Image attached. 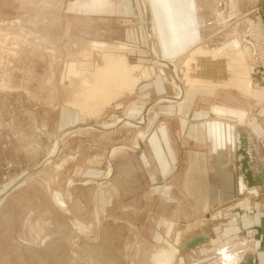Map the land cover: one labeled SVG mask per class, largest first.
I'll return each mask as SVG.
<instances>
[{"label": "rangeland", "instance_id": "obj_1", "mask_svg": "<svg viewBox=\"0 0 264 264\" xmlns=\"http://www.w3.org/2000/svg\"><path fill=\"white\" fill-rule=\"evenodd\" d=\"M197 1L0 0V264H154L163 247L173 249L169 264H215L183 259L181 244L203 231L217 237L221 223L229 230V214L234 223L264 214V184L222 196L238 125L224 120L227 147L207 158L176 148L184 114L215 108L214 88L234 87L240 104L245 92L256 97L247 117L261 125L252 31L264 25V0L248 11L242 48L181 57L179 46L195 40L178 45L175 28L193 23ZM113 55L123 67L95 83ZM182 176L192 200L162 195Z\"/></svg>", "mask_w": 264, "mask_h": 264}, {"label": "crops", "instance_id": "obj_2", "mask_svg": "<svg viewBox=\"0 0 264 264\" xmlns=\"http://www.w3.org/2000/svg\"><path fill=\"white\" fill-rule=\"evenodd\" d=\"M260 1L261 0H201L199 2L197 1L196 5H194L193 2V17H191L193 23L190 22L191 24H189L182 22L179 24V29L175 28V31L177 30V32L179 31L180 34H182L176 39L178 40V45L184 41L183 39L195 40L194 43H186L183 48H181V45L179 46L181 51L180 56L183 57V55L189 56L191 54H198V51L202 52L203 48L201 47L203 46L211 51L214 49L213 52L215 54H221L226 51L225 49L229 46H232V49L230 50L231 52H236L237 49L242 48L243 41L241 36L243 35L244 28L250 23L248 11L257 6L258 3H261ZM170 6L172 10L174 6L172 4H170ZM112 8L114 10V7ZM167 13L169 12L167 11ZM183 13L185 14V11ZM188 25L190 26L188 27ZM180 26H182V28ZM173 35L175 34L169 33L168 37L172 39ZM148 36L151 37L150 34H148ZM240 44L242 47H240ZM244 45L247 48L249 47L246 44ZM148 51L150 52V44L148 45ZM231 88L234 87L230 86L229 88L224 89H221V87L214 88L212 95H214L215 108L206 110V107H204V109H201L200 111L190 110L188 113L184 114L185 121L188 122L189 120L190 122L187 123L188 127L186 126L185 129L180 130V132L175 129L180 133L178 136L181 139V144L176 145V148H180V150L186 149V151L188 150L187 152H197L199 155L207 158L209 152L219 148L224 150L227 147L223 125L224 120L231 122L233 124L232 126L238 125L239 129L236 132V135L234 137L232 136L235 155V161L233 164L234 172L229 170L230 173L226 172V176L221 179L227 183V188L223 189L222 196L223 194L224 196L225 194L229 195L230 190H232L233 194L243 197L247 196V194L249 195V193L259 192L262 190L263 185L262 187H248L245 185L244 178L242 174H240L237 164L238 155H236V151L239 146L238 139L239 135L245 132V140L248 142L247 150L249 155H251L248 164H250V168L253 170V172L251 171V179L253 180L255 177L259 176V178H263L264 181V110L262 111L263 116L260 119L261 125H258L254 122L255 120L253 121L251 119V117H247L249 116V113L254 110L250 107L251 105H254L256 97L245 92V94L250 97L241 95V97L246 100L244 104H240L238 103V97L233 94ZM199 94L200 93H198V95ZM199 97L204 98V101H206L205 94H202ZM262 97L263 98L257 100L260 101L262 99L264 102V91ZM262 107L264 109V103L262 104ZM241 111L243 115L239 113ZM243 117L244 120L246 119L245 117H247L249 122L246 123V121H243ZM243 122L245 124L241 125ZM186 165L189 167L190 163ZM220 166H225V168H227L222 156H220ZM183 181L182 176L177 182H173L171 187L165 185L161 191L162 195H170L172 194L171 192L174 191V194L175 192H178L177 196H183L182 199L187 200L188 198L192 200L193 197L191 195H185L181 191L180 186L183 185ZM239 199H241L244 204L247 203L245 202L247 201L245 198ZM195 206L196 205L193 207ZM229 215L231 217L229 220V230L225 227L228 223H221L219 228H213V230L216 231L214 233L217 237H213L209 234L208 239L204 241L205 244L202 243L189 249L183 247L185 242L181 244L180 250L184 251L182 253L184 255L183 259L186 258L185 255L189 253L187 256L192 257L193 260H197L199 257H208L210 260L212 257V259H214L213 263L215 264H264V229H262L264 226V214L256 211L253 212V214L251 213L241 216L236 223H234L235 220L233 218L237 215H233V218L231 214ZM232 224H234V226ZM218 229L221 232L225 231V234L230 233L231 236L234 233V236L230 241L227 240V236L221 238ZM179 261L180 259L178 262Z\"/></svg>", "mask_w": 264, "mask_h": 264}, {"label": "bare ground", "instance_id": "obj_3", "mask_svg": "<svg viewBox=\"0 0 264 264\" xmlns=\"http://www.w3.org/2000/svg\"><path fill=\"white\" fill-rule=\"evenodd\" d=\"M107 55V54H106ZM106 55H104L103 54V56L105 57ZM108 56H111V55H107L106 56V60H107V58H108ZM103 57V58H104ZM114 57V55L112 56V58ZM102 58V59H103ZM124 58V57H123ZM155 58V57H154ZM104 61H106L105 59H103ZM112 60V61H111ZM157 60V59H156ZM120 62V64H121V67H123L122 65H124L123 64V61H121V60H118L117 58H113V59H111L110 58V61H109V59H108V61H106V62H104L103 64V66L101 67V68H98V70L95 72V74L97 75V77H95L93 74V76H94V78H96L95 79V83H97V81L101 78L102 79V77H105L106 78V76H105V74L106 73H108V72H110L112 69H113V66H115L113 63H115V62ZM160 61V60H159ZM117 62V63H118ZM163 63V62H162ZM167 65H169L170 67H171V64L168 62L167 63ZM118 66V65H117ZM118 68V67H117ZM93 73V72H92ZM112 73V72H111ZM110 73V74H111ZM120 74H121V72H120ZM91 75V76H92ZM111 75H113V74H111ZM90 76V75H89ZM90 76V77H91ZM121 76V75H120ZM111 77H114V76H111ZM118 77V76H117ZM92 78V77H91ZM114 78H116V77H114ZM173 78V77H172ZM117 80V79H116ZM115 80V81H116ZM93 81H94V79H93ZM117 81H119V80H117ZM174 81H175V83L177 84V86H178V88H180V86H179V84L177 83V81L175 80V78H174ZM99 82V81H98ZM101 82V81H100ZM105 82V81H104ZM104 82L102 83V84H104ZM125 82V81H124ZM92 83V82H91ZM106 83V82H105ZM107 84H109L108 83V81H107ZM93 85V84H92ZM105 85V84H104ZM87 86V85H86ZM102 86V85H101ZM89 87V86H88ZM93 87H96V86H93ZM100 87V86H99ZM97 88V87H96ZM103 88V87H102ZM91 89V88H90ZM98 89V88H97ZM101 89V88H100ZM181 89V88H180ZM103 90V89H102ZM108 90V89H107ZM90 91V90H89ZM91 92V91H90ZM100 93H101V91H99ZM105 92V91H104ZM95 93H97V92H95ZM181 93V92H180ZM93 94V93H92ZM94 95V94H93ZM92 95V96H93ZM90 96V95H89ZM91 97V96H90ZM107 97H109V96H107ZM180 97V94H179V96L178 97H176V99L177 98H179ZM129 121V123L130 122H132L131 120H128ZM131 124V123H130ZM239 146H238V148H237V151H236V155H238V160H237V164H238V170H239V172H240V174H242V176H243V178H244V183H245V185L246 186H248V187H252V186H260V187H262V183H263V178L261 179V178H259V176H257V177H255V179H253V181L251 182V183H248L247 182V178L245 177V175H244V172L241 170V160H242V158H245L242 154H241V152H239V149L241 148V150H243V154L247 157V162L249 161L250 162V158H251V155H249V153H248V150H247V147H248V142H247V140H245V137H244V135L241 133L240 135H239ZM248 168L251 170V168H250V164H248ZM252 172H253V170H251ZM207 240V239H206ZM206 240H204V241H206ZM204 243V242H203ZM200 244H202V243H200ZM184 245V244H183ZM199 245V244H198ZM197 246V245H196ZM196 246H194V247H196ZM184 247V246H183ZM185 248H187V247H185ZM189 248H193V247H189ZM189 248H187V249H189ZM173 255H174V252H173V249L172 248H168V247H163V248H160L158 251H157V253L156 254H154L153 255V263L154 264H169L170 263V261L172 260V258H173Z\"/></svg>", "mask_w": 264, "mask_h": 264}, {"label": "water", "instance_id": "obj_4", "mask_svg": "<svg viewBox=\"0 0 264 264\" xmlns=\"http://www.w3.org/2000/svg\"><path fill=\"white\" fill-rule=\"evenodd\" d=\"M239 152L245 157L242 158L241 160V170L244 172L245 177L247 178V182L251 183L253 180L251 179V170L248 168V162H247V157L242 153L243 150L241 148L239 149ZM209 234L207 232H200L196 236H194L192 239L188 240V242L184 243V247H194L200 243H203L204 240L208 239Z\"/></svg>", "mask_w": 264, "mask_h": 264}, {"label": "built area", "instance_id": "obj_5", "mask_svg": "<svg viewBox=\"0 0 264 264\" xmlns=\"http://www.w3.org/2000/svg\"><path fill=\"white\" fill-rule=\"evenodd\" d=\"M260 12L257 13V18L261 20V16L259 15ZM263 23V22H262ZM261 22H259L257 27L253 29V36L257 35L258 39L255 37L257 42L255 43L254 49H256V64H260L261 67L264 69V25H262Z\"/></svg>", "mask_w": 264, "mask_h": 264}]
</instances>
